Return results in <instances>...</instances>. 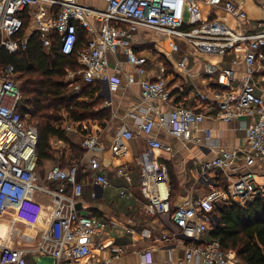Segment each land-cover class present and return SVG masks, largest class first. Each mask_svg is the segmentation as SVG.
<instances>
[{
  "label": "built area",
  "instance_id": "2783aa9c",
  "mask_svg": "<svg viewBox=\"0 0 264 264\" xmlns=\"http://www.w3.org/2000/svg\"><path fill=\"white\" fill-rule=\"evenodd\" d=\"M103 2V7H93L77 0H0V50L9 53L24 51L30 36L36 33L47 51L56 46L62 54L76 55L81 68L66 72L68 82L75 84L74 91L79 90V84H76L79 78L92 85L96 81L105 82L110 92L116 91L119 84L114 74L108 71L109 55L122 50L126 61L139 76L140 97L146 105V116L136 131L123 127L116 132L110 151L115 157L121 156L127 152L131 139L141 134L147 136L138 157L140 191L148 201V213L169 215L176 228L171 238L183 248L181 258L170 259L168 264H242L233 250L222 249L218 240L206 238L205 233L208 226L217 221L213 212L219 203L244 205L264 196V86L256 78L257 65L264 68V20L259 21L260 28L256 31L245 32L232 28L216 16L202 17L203 3L211 15L220 8L237 22L245 21V10L234 0ZM259 5L264 10V0H259ZM142 30L166 41L170 53L179 51L185 44L190 52L203 56L222 58L240 50L242 58L238 60L235 55L231 62L233 67L227 69L210 61L204 63V73H218L225 90H197L196 95L206 102L203 112L181 105L160 111L158 102L171 104L170 92L163 75L157 78L144 76L145 65L153 62L135 48L136 34ZM79 33L85 35V40L77 47ZM240 63L243 69L237 76L235 66ZM178 66L185 68V61H179ZM132 81L133 78L128 77L127 83ZM20 98V84L14 66H1L0 216H12L14 231L16 223L28 225L32 216L28 219L22 216L24 203L45 194L50 199L47 228L34 236L22 235L20 239L31 241L32 238L37 243L35 250L52 256L55 264H81L80 260L84 258L86 261L82 264H98L92 258L91 244L92 237L102 233L103 223L95 216L81 213L76 207L84 185L78 180L82 160L68 167L52 165L41 182L37 167L38 130L29 122L28 113H20ZM210 112L224 122L244 120L243 143L220 149L216 156L201 164L199 171L201 178L206 180L208 171L217 170L226 176L228 182L224 187H211L201 196L187 198L172 209L168 168L155 154L157 150L171 152L172 148L148 135L152 127L158 126L170 136L201 143L200 138L193 136V130ZM62 127L66 133L77 129L67 119ZM203 137L202 140L209 138L210 131L204 130ZM81 146L87 151L99 149V136L88 134L81 140ZM88 165L94 172V184H110L108 177L100 172L102 165L97 158L90 157ZM119 193L124 195L125 190L122 188ZM96 247L102 249L103 245L96 243ZM25 253L22 248L2 244L0 264H27Z\"/></svg>",
  "mask_w": 264,
  "mask_h": 264
},
{
  "label": "crops",
  "instance_id": "0c3cea01",
  "mask_svg": "<svg viewBox=\"0 0 264 264\" xmlns=\"http://www.w3.org/2000/svg\"><path fill=\"white\" fill-rule=\"evenodd\" d=\"M77 1L97 7L92 0ZM234 1L245 10L247 14L245 21L237 22L220 8L216 10L215 15H211L208 7L203 3L201 5L202 17L209 19L216 16L232 28L245 32H254L260 28L258 23L264 20V10L259 5V0ZM100 2V7H103V0ZM185 18L188 19L187 14ZM136 38L135 48L145 55L149 62H153V64L145 65L144 76L157 78L159 75H163L170 92L171 104L158 102L160 111L171 110L173 106L181 105L203 112L206 102L196 95L197 90L202 92L225 90L224 85L218 79V73L211 75L204 73V63L210 61L227 69L233 67L231 62L235 55L238 60L242 58L240 50L228 53L222 58L203 56L190 52L185 44L180 46L179 51L170 53L166 41L157 43L156 39H153L151 34L144 30L138 32ZM182 60L185 61V68L178 66V62ZM241 69H243L242 63L235 66L237 76H240L239 70ZM108 71L114 74L118 80L119 88L110 92L107 84L99 81L95 82V86L98 87L96 94L102 98L101 107L109 109L110 117L101 122L89 121L86 126L87 134H83L78 129L68 132L71 143L84 151L79 158L83 165L78 169V179L84 184L83 192L78 200L79 211L95 216L103 223L102 233L92 237V258L98 264H168L170 259L181 258L183 248L177 240L171 238L176 228L170 221L169 215L148 213V201L140 191L138 157L145 147L147 136L141 134L137 138L131 139L127 152L121 156L115 157L110 151V144L116 132L123 127L136 131L138 124L146 116V105L140 97L139 76L133 71L132 65L126 61L122 50H118L115 55H109ZM128 77L133 78L131 83H127ZM256 78L264 86V76L256 73ZM80 82L84 83L82 80ZM243 126V119L224 122L215 118L210 112L206 115V119L193 130V136L200 138L201 143L173 137L158 126L152 127L148 136L155 137L172 148L171 152L162 150L155 152L168 168L172 208L187 198L203 195L211 187L226 186L227 178L221 172L208 171L207 179L204 180L199 175V171L201 164L216 156L220 149L232 148L243 143L245 134ZM204 130L210 131V137L202 140ZM88 134L99 136L101 142L99 149L87 151L81 146V140ZM52 144L62 147L61 153L67 147V143L55 138L52 139ZM90 157H95L101 162L100 172L108 177L109 185L100 186L93 183L94 172L88 165ZM51 186L55 187V184ZM122 188L125 190L124 195L119 193ZM45 197H47L46 203L42 201ZM35 201H38V204L41 203L44 211L36 220L34 234H30L27 230V233L22 234L24 236H34L40 230L46 229L49 223V197L42 194ZM218 205L220 206V203ZM4 215L7 214L0 217L4 218ZM19 223L28 228L26 223ZM9 224H11V219H9ZM16 224H14L16 230L14 231L13 228L10 231L5 242H2L4 241L2 238L0 245L24 249L26 251L24 261L27 264H55L52 256L41 254L35 250L37 243L32 238L31 241L26 239L22 241L16 238L18 235ZM163 236L170 237V239H164ZM205 237H209V231L205 233ZM96 243H101L103 248H97ZM114 249H121V251H114ZM142 252L145 255H142ZM85 261V258L81 259L80 263Z\"/></svg>",
  "mask_w": 264,
  "mask_h": 264
},
{
  "label": "trees",
  "instance_id": "16d2710c",
  "mask_svg": "<svg viewBox=\"0 0 264 264\" xmlns=\"http://www.w3.org/2000/svg\"><path fill=\"white\" fill-rule=\"evenodd\" d=\"M84 40L85 35L79 33L76 46H81ZM8 64L14 66L20 84L19 111L28 113L29 122L38 130L37 167L44 161L56 160V153H61L52 144L53 138L67 143L61 160L68 162L59 165L68 167L78 162L84 151L69 140L62 127L64 119L76 123L78 131L87 134L83 127L92 120L108 119L110 111L101 107L97 86L80 82L77 91L67 88L68 82L64 80L67 70L81 68L76 55L62 54L56 46L47 51L33 33L24 51L0 50V67ZM262 69L258 75L264 76ZM213 213L218 220L211 225L208 239L218 240L224 250H233L242 264H264V196L244 205L220 203Z\"/></svg>",
  "mask_w": 264,
  "mask_h": 264
},
{
  "label": "rangeland",
  "instance_id": "374dc122",
  "mask_svg": "<svg viewBox=\"0 0 264 264\" xmlns=\"http://www.w3.org/2000/svg\"><path fill=\"white\" fill-rule=\"evenodd\" d=\"M94 1L95 3V6L97 7H100L101 5V2L100 0H92V2ZM151 36L153 39H156V42L158 43L159 41L162 42L163 39L157 35H155L154 33L150 32ZM263 67H261L259 64L257 65V69L258 71H262ZM64 80L66 82H68L67 78H66V75L64 77ZM81 84L80 83V79L77 78L76 79V84ZM73 86H75V84L73 83H69L67 84V88H73ZM64 114V113H63ZM65 116V115H64ZM75 125L77 126V124L75 123L74 124V127ZM55 148L57 149H62V147H56ZM64 163V162H68V160H65V161H62L61 160V153L60 152H57L56 153V160L54 161H44L41 166H39L38 170H39V174H40V178H41V182L43 181V178H44V175L46 173V171L52 166V165H55V164H60V163ZM47 200V197L43 198L42 201H44V203H46L45 201ZM44 211V208L38 204L37 202L35 201H26L25 204H24V208H23V211H22V216H25L27 219L28 217L32 216V220H31V223L28 224V228H26L23 224L21 223H17L16 224V227L18 228V235L16 236V238L19 240L20 239V236H22V234H25L27 233V230L28 232H30V234H34V226L36 224V220H38L40 214H42ZM9 219H11V215H4V218L0 217V241L2 238H4V241L2 242H5V240L7 239V237L9 236L10 234V231L13 230V228L11 227V224H9ZM211 225L210 224L208 227V231H210V228H211ZM15 246H18L17 244H15Z\"/></svg>",
  "mask_w": 264,
  "mask_h": 264
},
{
  "label": "water",
  "instance_id": "95a60500",
  "mask_svg": "<svg viewBox=\"0 0 264 264\" xmlns=\"http://www.w3.org/2000/svg\"><path fill=\"white\" fill-rule=\"evenodd\" d=\"M76 207H77V209H79V205H78V203H77V206H76ZM216 218H217V217H216ZM216 220H218V218H217Z\"/></svg>",
  "mask_w": 264,
  "mask_h": 264
},
{
  "label": "bare ground",
  "instance_id": "6f19581e",
  "mask_svg": "<svg viewBox=\"0 0 264 264\" xmlns=\"http://www.w3.org/2000/svg\"><path fill=\"white\" fill-rule=\"evenodd\" d=\"M25 204V203H24Z\"/></svg>",
  "mask_w": 264,
  "mask_h": 264
}]
</instances>
